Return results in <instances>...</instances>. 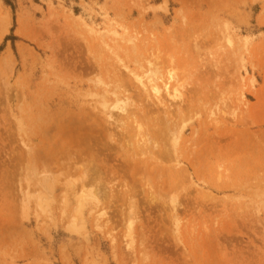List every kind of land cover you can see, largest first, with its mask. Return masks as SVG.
I'll list each match as a JSON object with an SVG mask.
<instances>
[{"label": "rangeland", "instance_id": "1", "mask_svg": "<svg viewBox=\"0 0 264 264\" xmlns=\"http://www.w3.org/2000/svg\"><path fill=\"white\" fill-rule=\"evenodd\" d=\"M11 2L0 0V264H264V0ZM164 81L182 96L156 99ZM114 96L129 119H115ZM73 119L90 128L69 143ZM155 132L156 153L141 154L135 141Z\"/></svg>", "mask_w": 264, "mask_h": 264}, {"label": "bare ground", "instance_id": "2", "mask_svg": "<svg viewBox=\"0 0 264 264\" xmlns=\"http://www.w3.org/2000/svg\"><path fill=\"white\" fill-rule=\"evenodd\" d=\"M162 8H163V7H162ZM153 10H154V9H153ZM2 34H3V32L1 33V36H2ZM134 39H135V38H134ZM128 40H129V39H128ZM130 41H131V40H130ZM132 45H133V47H134V44H132ZM129 46L131 47V45H129ZM133 47H132V48H133ZM131 50H132V49H131ZM133 50H134V48H133ZM120 51H121V50H120ZM149 51H150V50H149ZM122 52H124V50H123ZM125 52H126V51H125ZM125 52H124V53H125ZM132 52H133V51H132ZM132 52H131V53H132ZM150 52H151V51H150ZM133 53H134V52H133ZM126 54H127V53H126ZM117 55H118V54H117ZM130 55H131V54L129 53V55L127 54V55H125L124 57H126V56L129 57ZM148 55H149V54H148ZM154 55H155V54H154ZM156 55H157V54H156ZM156 55H155V56H156ZM133 56L136 57L135 55H133ZM137 56H138V54H137ZM139 56H140V55H139ZM155 56H154V57H155ZM130 57H131V56H130ZM127 59H128V58H127ZM140 59H141V57H140ZM156 59H158V56H156ZM156 59H155V60H156ZM171 59H172V58H171ZM134 60H135V59H134ZM136 60H137V59H136ZM152 60H153V59H152ZM169 60H170V58H169ZM130 61H131V60H130ZM171 61H173V60H171ZM132 62H133V64H134L135 61L132 60L131 63H132ZM136 62L138 63V61H136ZM151 62H152V61H151ZM157 62H158V61H157ZM163 62H165V61H163ZM137 63H136V64H137ZM142 63H143V62H142ZM170 63H171V62H170ZM122 64H123V63H122ZM146 64H147V63H146ZM148 64L150 65V62H149ZM151 64H152V63H151ZM155 64H156V62H155ZM137 65L139 66V65H141V64L138 63ZM149 65H148V67H150V69L147 67L148 71L151 70V68H152V65H150V66H149ZM157 65H159V63H157V64L154 65V66H157ZM101 66H102V64H101ZM123 66H124V64H123ZM142 66H143V65H142ZM128 67H129V66H128ZM163 67H165V66H164V63H163ZM102 68H103V67H102ZM125 68H126V65H125ZM139 68H140V67H139ZM153 68H154V69H153ZM153 68H152V70H155V67H153ZM93 69H94V67H93ZM96 69H97V68H96ZM140 69H141V68H140ZM156 69H157V68H156ZM160 69H161V68H160ZM160 69H158V72H159ZM97 70H98V69H97ZM104 70H106V68H105ZM126 70H127V69H126ZM126 70H125V72H126ZM129 70H131V69H129ZM129 70H128V71H129ZM169 70H170V69H169ZM148 71L146 70L145 72L147 73ZM105 72H106V71H105ZM168 72H171V71H168ZM108 73H109V72H108ZM159 73H160V72H159ZM125 74H126V73H125ZM160 74H161V73H160ZM169 74L172 75V72L169 73ZM131 75H132V74H131ZM167 75H168V74H167ZM114 76H115V75H114ZM157 76H158V75H156V77H157ZM172 76H173V75H172ZM172 76H170V77H171L170 79H172ZM115 77H116V76H115ZM145 77H147V75H146ZM139 78H140V77H139ZM152 78H153V77H152ZM152 78H151V76L148 75V78H147V79H148V81H150V80H153V79H154V78H153V79H152ZM160 78L162 79L161 75L159 76L158 79L160 80ZM173 78H174V77H173ZM137 79H138V78H137ZM149 79H150V80H149ZM155 79H157V78H155ZM170 79L168 78V80H166V81H169ZM116 80H117V78H116ZM139 80H140V79H138V81H139ZM119 82H120V81H119ZM140 83H142V82H139V84H140ZM152 83H153V81H152ZM152 83H151V84H152ZM154 83H155V82H154ZM151 84H149V85H151ZM143 85H144V84H143ZM149 85H147V86H149ZM119 86L122 87V82H121V85H119ZM119 86H118V87H119ZM141 87H142V86H141ZM178 87H179V86H178ZM142 88H145V86L142 87ZM150 88H151L152 91L154 92V95H153V96H154L156 99H157V98H160V96H159V95H160V94H159V93H160V92H159L160 90H162V92L164 91L163 93L166 94V96H167V95H170L172 99H173V98L176 99V97L178 98V97H181V96H182L181 93H180V91L177 89V86H175V87H173L172 89L169 90V88H168V83L165 82V81L163 82L162 85H159V86H158V84H156V85H155V84H152V87H150ZM181 88H182V87H181ZM102 89L104 90V88H102ZM121 89H122V88H121ZM122 90H123V89H122ZM124 90H125V88H124ZM146 90H147L146 88H145V90L142 89V91H146ZM114 91H115V90H114ZM114 91H113V92H114ZM149 91H150V89H149ZM147 92H148V91H146V93H145V94H146V97H148V95H147L148 93H147ZM150 92H151V91H150ZM153 92H152V93H153ZM193 92H195V91H193ZM103 93H104V95H105L106 91H104ZM125 93H126V91H125ZM152 93H151V94H152ZM115 94H116V93H115ZM127 94H128V93H127ZM142 94H143V93H142ZM104 95H103V96H104ZM106 95H107V94H106ZM113 95H114V93H113ZM193 95H194V94H193ZM195 95H196V93H195ZM103 96H102V97H103ZM170 96H169V97H170ZM114 97H116V96H114ZM163 97H164V96H163ZM167 97H168V96H167ZM190 97H191V96H190ZM116 98H117V99H116V102H115V104H114V105L112 106V108H111V109L116 108V109L118 110V112H119V113H118V112H115V111L113 110V111L115 112V115L118 114V115H116L115 119H117V120L119 119L120 121H121V118H128V119H129V114H130V113H128V108H129L128 105H129L130 102H128V98H124V99H123V98H122V99H119L118 97H116ZM193 98H194V96H193ZM147 99H148V98H147ZM162 99H163V98H162ZM175 99H174V101H175ZM179 99H180V98H179ZM181 99H182V98H181ZM181 99H180V100H181ZM187 99H188V97H187ZM191 99H192V98H191ZM158 100H159V99H158ZM177 100H178V99H177ZM180 100H178V101H180ZM105 101H106V100H105ZM130 101H132V100L130 99ZM150 101H151V100H150ZM163 101H164V100H163ZM171 101H172V100H171ZM157 102H158V101H157ZM172 102H173V101H172ZM180 102H181V101H180ZM191 102H192V101H191ZM131 103L133 104V102H131ZM154 103H155V102H154ZM160 103H161V102H160ZM160 103H159V104H160ZM180 104L182 105V103H180ZM180 104H179V105H180ZM157 105H158V104H157ZM160 105H161V104H160ZM160 105H159V106H160ZM185 105H186V104H185ZM254 105H255V104H254ZM174 106H175V105H174ZM174 106H173V107H174ZM181 107H182V106H181ZM158 108H160V107H158ZM174 108H177V106L174 107ZM174 108H173V109H174ZM129 109L132 110V108H129ZM161 109H162V108H161ZM163 109H164V108H163ZM167 109H169V108H167ZM131 110H130V111H131ZM169 110H170V109H169ZM174 110H175V109H174ZM174 110H172L173 113H174ZM77 111H78V110H77ZM91 111H93V109H92ZM102 111H103V110H101V112H102ZM113 111H112V112H113ZM161 111H162V110H161ZM170 111H171V110H170ZM78 112H79V111H78ZM107 112H108V111H107ZM112 112H111V113H112ZM164 113H165V112H164ZM113 114H114V113H113ZM113 114H112V115H113ZM132 114H133V113H132ZM174 114H176V113H174ZM93 115H94V114H93ZM98 115H99V114H98ZM107 115H109V116L107 117ZM107 115L104 114V116H106V118H111V117H112L110 113H108ZM120 115H121V116H120ZM113 116H114V115H113ZM158 116H159V115H158ZM163 116H164V114H163ZM176 116H177V115H176ZM176 116H175V117H176ZM89 118H90V117H89ZM97 118H99V117H97ZM104 118H105V117H104ZM161 118H162V117H161ZM77 119H78V118H77ZM83 119H84V118H83ZM162 119H163V118H162ZM103 120H106V119H103ZM103 120H102V121H103ZM124 120H125V119H124ZM126 120H127V119H126ZM134 120H135V119H133V121H134ZM169 120H170V119H169ZM238 120H239V119H238ZM240 120H241V119H240ZM240 120H239V121H240ZM72 121H74V119H73ZM72 121H70L72 124H67L66 127H65L64 125H62V128L60 127L64 132L67 131V135L69 136V139L65 137V140H67V142H69L70 137L73 138V139H75V138L73 137L74 134H79L80 131L82 132L83 129H89V128H90V127L88 128V126H86V125L83 124V123L80 124L79 121H77V120H75L74 122H72ZM81 121H82V120H81ZM106 121H107V120H106ZM106 121H105V123H106ZM113 121H115V120H113ZM153 121H154V120H153ZM165 121H166V120H165ZM234 121H236V119H234ZM88 122H89V121H88ZM167 122H168V121H166L165 123H167ZM187 122H188V121H187ZM214 122H215V121H214ZM237 122H238V121H237ZM248 122H249V121H248ZM134 123H135V122H133V124H134ZM161 123H162V122H161ZM161 123H160V124H161ZM165 123H164V125H165ZM215 123H216V122H215ZM219 123H220V122H219ZM239 123H240V122H239ZM241 123H242V122H241ZM111 124H112V123H111ZM119 124H120V123H119ZM121 124H122V123H121ZM130 124H131V123H130ZM137 124L139 125L140 123L138 122ZM137 124H136V125H137ZM171 124H173V122H171ZM171 124H170V125H171ZM217 124H218V123H217ZM217 124H216V125H217ZM242 124H243V123H242ZM116 125H117V124H116ZM167 125H168V124H167ZM220 125H221V124H220ZM243 125H244V124H243ZM119 126H120V125H119ZM119 126H118V127H119ZM139 126H140V125H139ZM139 126H135V127H138V130H139V128H140V130H141V127H139ZM162 126H163V125H162ZM184 126H185V125L182 124V125L180 126V128L178 129V131H179L180 133H181V131L183 130ZM221 126H222V125H221ZM166 127H167V126H166ZM214 127H215V126H214ZM125 128H126V127H125ZM133 128H134V127H133ZM61 129H59L60 132H61ZM131 129H132V128H131ZM136 129H137V128H136ZM154 129H155V128H154ZM161 129H162V128H161ZM165 129H169V128H165ZM221 129H222V128H221ZM128 130H129V129H128ZM138 130H137V131H138ZM202 130H203V129H202ZM224 130H225V129H224ZM90 131H91V129H90ZM100 131H101V129H100ZM131 131H133V129H132ZM145 131H146V130H145ZM194 131H195V129H194ZM203 131H204V130H203ZM88 132H89V131H88ZM93 132H94V130H93ZM122 132H123V131H122ZM127 132H128V131H127ZM138 132H139V131H138ZM142 132H143V131H142ZM161 132H162V130H161ZM172 132H173V130H171V132L169 131L168 133H172ZM226 132H227V131H226ZM98 133H99V132H98ZM108 133H109V131H108ZM108 133H107V134H108ZM143 133H145V132H143ZM150 133H151V132H150ZM159 133H160V132H158V133L155 132V135H153V136H154L153 138H147L148 136H147V137H143V136L140 135V136H141V139H138V140H140V142H139V141H138V142L135 141V143H137V144H135V145H138V146L141 148V150H139V152L141 151V152H140L141 154L144 153V155H145L146 152H149V153H150L151 151L153 152V150H154L155 148L151 150V149H150V145H148V143L150 142V144H154V142H157V141H158V139H157V134H159ZM202 133H203V132H202ZM228 133H229V132H228ZM238 133H239V131H238ZM51 134H52V133H51ZM96 134H97V133H96ZM105 134H106V133H105ZM115 134H116V133H115ZM136 134H137V133H136ZM163 134H164V133H163ZM181 134H182V133H181ZM192 134H193V133H192ZM203 134H204V133H203ZM223 134H224V133H222V135H223ZM226 134H227V133H226ZM236 134H237V133H236ZM243 134H244V133H243ZM81 135H82V134H81ZM108 135H109V134H108ZM117 135H118V133H117ZM137 135H139V134H137ZM159 135L161 136V133H160ZM204 135H205V134H204ZM233 135H234V134H233ZM233 135H232V139H234V138H233ZM263 135H264V134H263ZM53 136H54V135H53ZM78 136H79V135H78ZM111 136H112V135H111ZM113 136H114V135H113ZM140 136H139V137H140ZM145 136H146V135H145ZM201 136H202V135H201ZM223 136H227V135H223ZM229 136H230V135H229ZM75 137H76V136H75ZM79 137H80V136H79ZM85 137L87 138V135H86ZM88 137H89V136H88ZM106 137H107V136H106ZM135 137H136V136H135ZM210 137H211V136H210ZM215 137H216V136H215ZM215 137H214V138H215ZM218 137H219V136H218ZM220 137H221V136H220ZM220 137H219V138H220ZM234 137H235V135H234ZM49 138H50V137H49ZM82 138H83V137H82ZM108 138H109V137H108ZM158 138H160V137H158ZM162 138H163V137H162ZM165 138H166V137H165ZM201 138H202V137H201ZM201 138H200V139H201ZM261 138H262V137H261ZM79 139H80L81 141L84 140V139H81V138H79ZM79 139H78V140H79ZM87 139H88V138H87ZM87 139H86V140H87ZM89 139H90V138H89ZM166 139H167V138H166ZM196 139H197V138H196ZM200 139H199V140H200ZM221 139H222V138H221ZM239 139H240V138H239ZM250 139H251V138H250ZM263 139H264V138H263ZM51 140H52V139H51ZM55 140H56V139H55ZM107 140H108V139H107ZM109 140H110V139H109ZM124 140H125V139H124ZM204 140H205V139H204ZM207 140H208V139H207ZM210 140H211V139H210ZM251 140H252V139H251ZM251 140H250V141H251ZM72 141H73V140H72ZM81 141H80V142H81ZM111 141H112V140H111ZM211 141H212V140H211ZM218 141H221V140L218 139ZM80 142L78 141V143H80ZM83 142H84V141H83ZM126 142H127V141H126ZM129 142H130V141H129ZM158 142H159V141H158ZM158 142H157V143H158ZM164 142H165V141H163V143H164ZM208 142H210V141H208ZM69 143H70V142H69ZM72 143H73V142H72ZM117 143H118V142H117ZM138 143H139V144H138ZM167 143H168V142H167ZM186 143H187V142H186ZM210 143H211V142H210ZM231 143H232V142H231ZM231 143H230V144H231ZM234 143H235V144H234ZM244 143H245V142H244ZM82 144H83V143H82ZM106 144H107V143H106ZM129 144H131V142H130ZM184 144H185V143H184ZM199 144H200V142H199ZM217 144H218V143H217ZM233 144H234V145H232L233 147H232V146H231V147H232V151L235 152V151H237V148H238V147H237V144H236V141H233ZM68 145H69V144L67 143V146H66L67 148H68ZM78 145H79V144H78ZM80 145H81V144H80ZM107 145H108V144H107ZM110 145H112V144L110 143ZM110 145H109V146H110ZM207 145H209V144H207ZM240 145H241V144H240ZM73 146H75V145H73ZM76 146H77V143H76ZM125 146H127L126 143H125ZM131 146H132V145H131ZM143 146H145V147H147V148L144 150V147H143ZM154 146L156 147V146H159V145L155 143ZM194 146H195V145H194ZM215 146H216V145H215ZM221 146H223V145H221ZM135 147H136V146H135ZM139 147H138V148L136 147V151H137V153H139L138 150H137V149H139ZM152 147H153V146H152ZM213 147H214V146H213ZM213 147H212V149H213ZM191 148H193V147H191ZM191 148H190V149H191ZM202 148H203V147H202ZM208 148H209V146H208ZM215 148H216V147H215ZM215 148H214L213 152L216 150ZM218 148L220 149V147H218ZM221 148H222V151H223V147H221ZM131 149H132V148H131ZM167 149H168V148H167ZM167 149H166V150H167ZM171 149H172V148H171ZM206 149H207V148H206ZM212 149H211V150H212ZM242 149H243V148H242ZM248 149H249V147H248ZM60 150H64V147L60 148ZM159 150H160V148H159ZM191 150H193V149H191ZM224 150H226V149H224ZM229 150H230V149H228V151H229ZM238 150H240V149L238 148ZM32 151H33V150H32ZM64 151H65V150H64ZM76 151H77V150H75V152H76ZM78 151H79V150H78ZM28 152H29V151H28ZM39 152H41V151H39ZM68 152H69V150H68ZM70 152H72V151H70ZM81 152H82V151H81ZM164 152H165V151H164ZM215 152H217V150H216ZM215 152H214V153H215ZM233 152H232V153H233ZM32 153H33V152H32ZM35 153H36V152H35ZM72 153H74V152H72ZM79 153H80V151H79ZM79 153H78V154H79ZM132 153H133V152H132ZM153 153H156V152H153ZM161 153L163 154V157H164V153H163V152H161ZM188 153H189V152H188ZM192 153H193V151H192ZM203 153H204V152H203ZM230 153H231V151H230ZM38 154H39V153H37V155H38ZM78 154H77V155H78ZM151 154H152V153H151ZM168 154H170V153L168 152ZM189 154H190V153H189ZM224 154H225V152H224ZM224 154H223V155H224ZM29 155H30V154H29ZM34 155L37 157L36 154H34ZM34 155H33V156H34ZM41 155H43V154H41ZM51 155H52V154H51ZM53 155H54V154H53ZM71 155H73V154H71ZM71 155H70V156H71ZM129 155H130V154H129ZM152 155H153V154H152ZM157 155H158V154H157ZM160 155H161V154H160ZM170 155L172 156V154H170ZM209 155H210V154H209ZM27 156H28V155H27ZM31 156H32V154H31ZM35 156H34V158L31 157V159H32V160L35 159ZM46 156H47V155H46ZM122 156H123V155H122ZM165 156H166L167 158L165 157V158L163 159L164 162H166L167 159H170V157H171V156H169V155H167V154H165ZM199 156H200V155L198 154V157H199ZM206 156H207V155H206ZM24 157H26V156L24 155ZM38 157H39V155H38ZM38 157H37V158H38ZM47 157H48V156H47ZM49 157H50V156H49ZM61 157H62V156H61ZM76 157H77V156H76ZM160 157H161V156H160ZM178 157H179V156H178ZM214 157H215V155H214ZM218 157H219V156H218ZM26 158H27V157H26ZM28 158H29V157H28ZM51 158H52V157H51ZM63 158L65 159V157H63ZM66 158H67V157H66ZM77 158H78V157H77ZM137 158H138V157H137ZM143 158H144V157H143ZM188 158H189V157H188ZM201 158H202V154H201ZM215 158H216V157H215ZM22 159L25 160V158H22ZM47 159H48V158H47ZM59 159H60V157H59ZM74 159H75V158H74ZM149 159H150V158H149ZM165 159H166V160H165ZM192 159H194V157H192ZM195 159H196V158H195ZM195 159H194V160H195ZM221 159H223V158H221ZM247 159H248V158H247ZM36 160H37V159H36ZM36 160H35V163H36ZM40 160H41V157H40ZM66 160H67V159H66ZM70 160H71V159H70ZM138 160H139V159H138ZM152 160H153V159H152ZM171 160H172V159H171ZM171 160H170V161H171ZM242 160H243V159H242ZM249 160H250V159H249ZM249 160H248V161H249ZM27 161H29V159H28ZM38 161H39V160H38ZM51 161H52V160H51ZM74 161H75V160H74ZM77 161H78V159H77ZM77 161H76V162H77ZM132 161L134 162V160H132ZM140 161H141V160H140ZM201 161H202V159H201ZM203 161H204V160H203ZM236 161H237V160H236ZM236 161H235V162H236ZM250 161H251V160H250ZM32 162H33V161H32ZM39 162H42V161H39ZM45 162H46V161H45ZM53 162H58V158H57V156H56V152H55V157H54L52 163H53ZM62 162H63V161H62ZM66 162H67V161H66ZM68 162H70V161H68ZM88 162H89V161H88ZM144 162H145V161H144ZM148 162H149V161H148ZM35 163H34V164H35ZM43 163H44V162H42L41 165H42ZM58 163H60V162H58ZM71 163H72V162H71ZM73 163H74V162H73ZM81 163H87V162H81ZM120 163H121V162H120ZM130 163H131V162H130ZM189 163L191 164V161H189ZM223 163H224V162H223ZM243 163H244V162H243ZM26 164H28V163H26V161H25V165H26ZM60 164H61V163H60ZM74 164H75V163H74ZM74 164H73V167H75ZM131 164H132V163H131ZM140 164H141L143 167H145V164H144V163L140 162ZM150 164L153 165L152 163H150ZM192 164H194V162H193ZM61 165H62V164H61ZM65 165H66V164H64V167H65ZM71 165H72V164H71ZM71 165H70V166H71ZM76 165H78V167H81V168H78L77 166H76L77 168L75 167V168H76V171H77L78 169L81 170V171H79V172H76V171H75L76 174H77V173H78V174L81 173V174H80V175H81V180H80V181H82V179L85 180V178L87 177V176H86V175H87L86 173L88 172V170L85 169V168H84V170H83V167H84L83 164H81V166H80L79 163H76ZM84 165H86V164H84ZM195 165H196V164H195ZM237 165H238V164H237ZM26 166H27V165H26ZM30 166H31V165H30ZM30 166H29V167H30ZM42 166H45V164H43ZM62 166H63V165H62ZM133 166H135L134 169H136V171L139 169V168H137V164H136V165H133ZM142 166H140V167H142ZM201 166H203V163H202ZM235 166H236V165H235ZM34 167H35V166L32 167L33 169H32V168H30V169H31L32 171H34ZM39 167H40V166H39ZM46 167H47V166H46ZM53 167H54V166H53ZM73 167H70V168H73ZM87 167H88V166H87ZM87 167H86V168H87ZM153 167H154V166H153ZM35 168H36V167H35ZM41 168H42V167H41ZM41 168H39V169H37V170H39V171H41V172H42V170H43V173H44V172H45L44 169H41ZM66 168H67V166H66ZM66 168H65V169H66ZM70 168H69V169H70ZM145 168H146V167H145ZM148 168H150V167H148ZM40 169H41V170H40ZM46 169H47V168H46ZM48 169H49V168H48ZM65 169H64V171H65ZM128 169H129V168H128ZM143 169H144V168H142V172L145 171V170H143ZM146 169H147V168H146ZM159 169H160V167H159ZM37 170H36V171H37ZM49 170H50V169H49ZM89 170H90V169H89ZM164 170H165V169H164ZM217 170H218V169H217ZM39 171H38V172H39ZM54 171H55V170H54ZM139 171H140V170H139ZM153 171H154V170H153ZM158 171H160V170H158ZM200 171H201V170H200ZM34 172H35V171H34ZM38 172H35V174L37 173L36 176L33 175L34 177H36V179L39 178V177H38ZM46 172H48V171L46 170ZM56 172H60V170L58 169V171L56 170ZM66 172H67V170H66ZM85 172H86V173H85ZM137 172H138V171H137ZM137 172H136V173H137ZM150 172H151V171H150ZM155 172H156V171H155ZM197 172H198V171H197ZM201 172H202V171H201ZM28 173H29V172H28ZM50 173H51V172H49L48 174L45 173V175H48V176L52 175V174H50ZM53 173H54V172H53ZM64 173H65V172H64ZM64 173H63V176L65 175ZM67 173L69 174V172H67ZM89 173H90V172H89ZM89 173H88V174H89ZM138 173L140 174L141 172H138ZM25 174H26V173H25ZM54 174H55V173H54ZM57 174L59 175V173H57ZM60 174L62 175V173H60ZM85 174H86V175H85ZM145 174H146V173H145ZM28 175H29V174H28ZM71 175H75L74 172H72ZM71 175H70V176H71ZM157 175H158V174H157ZM52 176H55V175H52ZM65 176H66V175H65ZM30 177H32L31 174H30ZM42 177H43V176H41V179H42ZM50 177H51V176H50ZM50 177H49V178H50ZM71 177H72V176H71ZM74 177H75V176H73V180H74ZM155 177H156V176H155ZM44 178H45V177H44ZM143 178H144V177H143ZM143 178H141V180H142ZM197 178H198V177H197ZM59 179H60V178H58V180H59ZM64 179L66 180V178H64ZM67 179H69V178H67ZM70 179H72V178H70ZM75 179H76V177H75ZM144 179H145V178H144ZM28 180H29V179H28ZM28 180H27V181H28ZM32 180H34V179H32ZM65 180H63V183H64V184H66V183L64 182ZM148 180H149V179H147V181H148ZM156 180H157V179H156ZM29 181H30V180H29ZM37 181H38V183H39L40 180L38 179ZM59 181H61V180H59ZM66 181H67V180H66ZM69 181H70V180H69ZM76 181H77V179H76ZM76 181H75V182H76ZM80 181H79V182L77 181V182L80 183ZM149 181H150V180H149ZM166 181H167V180H166ZM34 182L36 183V181H34ZM72 182L74 183V181H72ZM32 183H33V182H32ZM35 183H34V184H35ZM40 183H41V182H40ZM45 183H46V181H45ZM59 183H60L59 185H61V182H59ZM84 183H85L86 187L89 186V184H87V181H84ZM88 183H89V182H88ZM90 183H91V182H90ZM34 184H33V185H34ZM51 184H52V183H51ZM51 184H50V185H51ZM64 184H63V185H64ZM80 184H81V183H80ZM150 184H151V183H150ZM37 185H38V184H36L34 187H36ZM42 185H44V182H43ZM50 185H49V186H50ZM94 185H95V184H94ZM147 185H148V184H147ZM216 185H217V184H216ZM76 186H77V185H76ZM81 186H83V185L81 184ZM90 186H92V185H90ZM34 187H33V188H34ZM53 187H54V186H53ZM39 188H40V187H39ZM47 188H48V187H47ZM67 188H68V187H67ZM80 188H81V187H80ZM80 188H78V189H80ZM84 188H85V187H84ZM35 189H36V188H35ZM56 189H57V187L52 188L53 191H55ZM78 189H76V190H77V191H81V189H80V190H78ZM123 189H124V187H123ZM36 190H37V189H36ZM69 190H71V189H69ZM83 190L85 191V189H83V187H82V191H83ZM89 190H90V189H87L86 191H89ZM124 190H126V188H125ZM84 191H83V193H84ZM126 191H127V190H126ZM39 192L41 193L42 191L39 190ZM47 192H48V194H46V193H45V194L48 196V195H49V192H51V191H47ZM36 193H37V192H36ZM43 193H44V192H42V194H43ZM74 193H75V191H74ZM78 193H79V192H78ZM85 193H86V192H85ZM42 194H41V195H42ZM81 194H82V193H81ZM25 195H26V194H25ZM46 195L43 194V196H41L40 199H41L42 197L47 199L49 196L46 197ZM76 195H78V194L76 193ZM35 196H38V194H36ZM80 197L83 198V196H80ZM80 197H79V199H80ZM85 197H86V196H85ZM87 197H89V196H87ZM90 197H91L93 200H96V196H95V194H94L92 191H91ZM127 197H128V196H127ZM34 198H35V197H34ZM128 198H129L131 201H132V199H133V198L131 199L130 197H128ZM40 199H39V200H40ZM84 199H85V198H84ZM171 199H173V197H172ZM171 199H170V200H171ZM175 199H176V198H175ZM41 200H42V199H41ZM41 200H40V201H41ZM47 200H48V199H47ZM47 200H46V201H47ZM86 200H87V199H86ZM34 201H35V200H34ZM36 201H38V198L36 199ZM40 201H38V202H40ZM50 201H51V200H50ZM127 201H129V200H127ZM131 201H130V202H131ZM133 201H134V200H133ZM154 201H155V200H154ZM44 202H45V201H44ZM76 202H77V201H76ZM82 202H83V201H82ZM82 202H81V203H82ZM96 202H98V201L96 200ZM99 202H100V201H99ZM99 202H98V203H99ZM173 202H174V201H173ZM177 202H178V201H177ZM177 202H175V203L177 204ZM128 203H129V202H128ZM175 203H174V204H175ZM78 204H79V203H78ZM129 204H131V203H129ZM174 204H172V206H173ZM176 204H175V205H176ZM79 205H80V204H79ZM179 206H180V205H179ZM7 207H8V206H7ZM7 207H6V208H7ZM131 207L133 208V205H132ZM176 207H177V206H176ZM180 207H181V206H180ZM101 208L104 209L103 206H102ZM172 208H173V207H172ZM178 210H179V209H178ZM43 211H44V210H43ZM76 211H77V210H76ZM102 211H103V210H102ZM131 211H133V209H132ZM183 211H184V210H183ZM75 213H77V212H75ZM182 213H183V212H182ZM35 214L37 215V213H35ZM103 214H104V213H103ZM105 214H106V213H105ZM130 214L132 215V213H130ZM77 215H78V214H77ZM80 215H81V214H80ZM131 215H130V216H131ZM173 215H174V208H173ZM101 216H102V215H101ZM175 216L177 217V215H175ZM107 218H108V217H107ZM79 222H80V221H79ZM10 224H11V223H10ZM72 227H73V226H72ZM8 229H9V228H8Z\"/></svg>", "mask_w": 264, "mask_h": 264}, {"label": "trees", "instance_id": "3", "mask_svg": "<svg viewBox=\"0 0 264 264\" xmlns=\"http://www.w3.org/2000/svg\"><path fill=\"white\" fill-rule=\"evenodd\" d=\"M5 4L9 5L13 9V4L11 0H3Z\"/></svg>", "mask_w": 264, "mask_h": 264}]
</instances>
